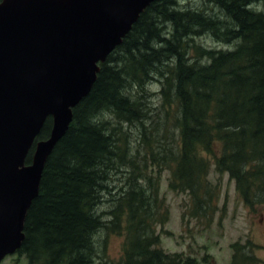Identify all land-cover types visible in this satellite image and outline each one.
Returning a JSON list of instances; mask_svg holds the SVG:
<instances>
[{"label":"trees","instance_id":"1","mask_svg":"<svg viewBox=\"0 0 264 264\" xmlns=\"http://www.w3.org/2000/svg\"><path fill=\"white\" fill-rule=\"evenodd\" d=\"M178 1L156 0L139 15L122 43L99 64L90 92L72 110L68 130L44 165L16 251L30 264H107L99 261L93 244L103 227L95 210L107 188L101 170L124 142L123 134L118 140L114 136L121 128L94 119L105 111L126 123L141 122V102L128 94L145 97L146 82L155 76L161 87L159 109L166 110L165 116L168 110L174 113L178 132L168 188L188 194L192 212L201 216L199 212L213 205L207 177L214 168L234 181L245 205L264 204V12L253 7L264 0H204L218 10L217 17L205 9H180ZM204 32L231 49H202L187 39ZM202 56L207 58L203 63ZM51 126L48 118L36 140L47 139ZM167 127L164 121V136ZM31 157L32 151L26 164ZM166 158L164 152L162 160ZM164 165L157 177L150 176L148 192L138 176L136 181L129 176L121 192L126 214L111 222L113 231L124 236L119 264H198L191 257L164 252L155 235L157 224L165 221L159 213L167 214L159 198ZM233 248L230 264H258L244 252L245 246Z\"/></svg>","mask_w":264,"mask_h":264},{"label":"water","instance_id":"2","mask_svg":"<svg viewBox=\"0 0 264 264\" xmlns=\"http://www.w3.org/2000/svg\"><path fill=\"white\" fill-rule=\"evenodd\" d=\"M154 1H0V264L21 247L44 165L72 110ZM48 118L49 137L36 140Z\"/></svg>","mask_w":264,"mask_h":264},{"label":"rangeland","instance_id":"3","mask_svg":"<svg viewBox=\"0 0 264 264\" xmlns=\"http://www.w3.org/2000/svg\"><path fill=\"white\" fill-rule=\"evenodd\" d=\"M256 6L259 11L264 12V2L253 7ZM178 7L193 11L205 9L207 11L205 13L213 17H217L218 13L214 6L205 3L204 0H179ZM225 22L229 25L227 21ZM192 38L193 40L189 41H194V45L202 49H231V45L218 42L210 32L187 37ZM206 60L207 58L202 56V63ZM158 77L155 76L156 80L146 82L145 97L141 96L140 92L128 94L133 101L141 102L145 113L141 122L126 123L105 111L103 116L94 119L109 121L110 127L121 128L120 134L114 136L118 140L123 134L121 142H124L120 145L118 154L115 152L114 157L110 159L109 166L105 165L101 170L107 175L102 184L107 188L100 193L95 211L101 218L103 227L93 237L99 261L107 264H119L121 261L124 236L113 231L111 222L115 216L126 214L124 204L120 203L119 198L121 192L127 188L129 176L135 181L138 176L140 179L138 183L148 192L151 187L150 176L157 177L160 165L166 164L164 165L166 171L162 172L159 178V198L164 201L167 214L159 213L158 210L159 216L165 218V221L162 225L157 224L155 228L160 248L169 254L191 257L198 264H230L235 254L233 246L239 244L245 246L244 252L256 258L258 264H264V204L256 201L252 208L245 205L235 188L234 181L230 180L227 174L216 173L214 168L210 170L207 179L211 185L213 205L210 211L199 212L201 216H198L197 212H192L193 202L188 194L176 193L168 188L169 172L173 169L172 152L175 149L174 142L177 143L178 132L173 128L174 113L168 110V115L165 116L166 110L159 109L161 87ZM148 107L151 109L148 110ZM164 121L169 127L166 136L163 134ZM141 124L145 126V130L141 129ZM141 136H145L143 144L139 141ZM164 152L167 156L165 161L162 160ZM194 210L196 211L195 203ZM124 222L126 219L122 220L123 225ZM1 264L30 263L23 255L14 253L5 257Z\"/></svg>","mask_w":264,"mask_h":264}]
</instances>
